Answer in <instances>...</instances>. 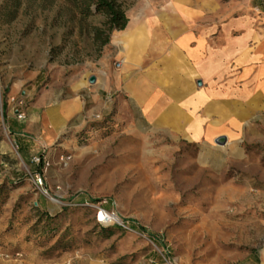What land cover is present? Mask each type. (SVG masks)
<instances>
[{
	"label": "rangeland",
	"instance_id": "rangeland-1",
	"mask_svg": "<svg viewBox=\"0 0 264 264\" xmlns=\"http://www.w3.org/2000/svg\"><path fill=\"white\" fill-rule=\"evenodd\" d=\"M165 2L125 0L127 15ZM71 3L0 0V264H264V106L215 113L197 143L141 120L157 137L134 133L89 95L101 75L114 81L118 31L100 49L91 28L103 17L80 19ZM46 91L83 98L87 120L39 143L40 184L7 118L11 98ZM100 209L116 216L112 231L97 226Z\"/></svg>",
	"mask_w": 264,
	"mask_h": 264
},
{
	"label": "crops",
	"instance_id": "crops-1",
	"mask_svg": "<svg viewBox=\"0 0 264 264\" xmlns=\"http://www.w3.org/2000/svg\"><path fill=\"white\" fill-rule=\"evenodd\" d=\"M128 18L117 30L114 81L101 75L89 93L92 106L114 105L115 118L130 120L139 135L157 137L140 128L141 120L147 130H163L165 139L191 143L203 139L205 119L215 113L264 106V0H166ZM22 102L16 109L26 118L13 111L7 122L25 160L44 154L39 143L57 142L71 121L83 116L74 132L85 127L86 101L78 95L64 99L46 91Z\"/></svg>",
	"mask_w": 264,
	"mask_h": 264
},
{
	"label": "trees",
	"instance_id": "trees-1",
	"mask_svg": "<svg viewBox=\"0 0 264 264\" xmlns=\"http://www.w3.org/2000/svg\"><path fill=\"white\" fill-rule=\"evenodd\" d=\"M71 5L76 8V11L80 13V19H87L88 17L94 15H101L103 20L100 25L92 26L91 34L93 36V41L100 49L108 45L111 41L112 33L115 30L121 31L124 30L129 22L127 15V7L125 0H70ZM7 108V102H3V113L6 120L5 110ZM16 141L18 144V149L21 154V141L17 138ZM41 158L45 157L44 154H40ZM32 156V161H33ZM44 162L38 163L37 168L33 173L37 172L42 175L43 173ZM97 226L101 229L102 232L112 231L114 226H108L97 222ZM112 227V228H111ZM121 227V226H118ZM134 227V226H133ZM123 228V227H121ZM144 230V229H143ZM145 231V230H144ZM106 232V233H107Z\"/></svg>",
	"mask_w": 264,
	"mask_h": 264
},
{
	"label": "built area",
	"instance_id": "built-area-1",
	"mask_svg": "<svg viewBox=\"0 0 264 264\" xmlns=\"http://www.w3.org/2000/svg\"><path fill=\"white\" fill-rule=\"evenodd\" d=\"M11 101L15 104L13 111H14L16 117L19 120H24L26 118L25 113L23 111H21L20 109H16V108H20V106H22V104H23L22 100H18L15 97H13V98H11ZM33 161H35L37 163L44 162V165L46 164L45 157L42 159L41 156H34L33 157ZM35 176H36L37 181H39V183L42 184V176H41V174L40 173H35ZM114 219H115L114 215L108 213L106 210L100 209L99 216H98V222H100L102 224H106L109 221H112ZM155 264H157V263H155Z\"/></svg>",
	"mask_w": 264,
	"mask_h": 264
},
{
	"label": "water",
	"instance_id": "water-1",
	"mask_svg": "<svg viewBox=\"0 0 264 264\" xmlns=\"http://www.w3.org/2000/svg\"><path fill=\"white\" fill-rule=\"evenodd\" d=\"M89 82L94 84L96 82V76H91V78L89 79ZM215 142L218 144V145H225L226 142H227V137L225 135H222V136H218L216 139H215Z\"/></svg>",
	"mask_w": 264,
	"mask_h": 264
},
{
	"label": "bare ground",
	"instance_id": "bare-ground-1",
	"mask_svg": "<svg viewBox=\"0 0 264 264\" xmlns=\"http://www.w3.org/2000/svg\"><path fill=\"white\" fill-rule=\"evenodd\" d=\"M114 218V217H113ZM115 219H116V216H115Z\"/></svg>",
	"mask_w": 264,
	"mask_h": 264
}]
</instances>
